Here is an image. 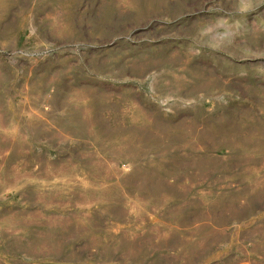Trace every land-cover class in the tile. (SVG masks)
Instances as JSON below:
<instances>
[{
	"label": "rangeland",
	"instance_id": "obj_1",
	"mask_svg": "<svg viewBox=\"0 0 264 264\" xmlns=\"http://www.w3.org/2000/svg\"><path fill=\"white\" fill-rule=\"evenodd\" d=\"M0 264H264V0H0Z\"/></svg>",
	"mask_w": 264,
	"mask_h": 264
}]
</instances>
